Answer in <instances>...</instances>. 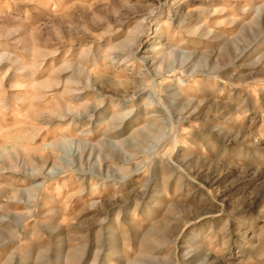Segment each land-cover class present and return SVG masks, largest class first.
I'll return each instance as SVG.
<instances>
[{
	"label": "rangeland",
	"instance_id": "rangeland-1",
	"mask_svg": "<svg viewBox=\"0 0 264 264\" xmlns=\"http://www.w3.org/2000/svg\"><path fill=\"white\" fill-rule=\"evenodd\" d=\"M0 264H264V0H0Z\"/></svg>",
	"mask_w": 264,
	"mask_h": 264
}]
</instances>
